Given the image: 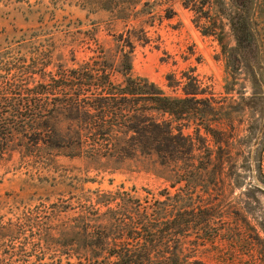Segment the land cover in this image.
Listing matches in <instances>:
<instances>
[{"label":"rangeland","instance_id":"obj_1","mask_svg":"<svg viewBox=\"0 0 264 264\" xmlns=\"http://www.w3.org/2000/svg\"><path fill=\"white\" fill-rule=\"evenodd\" d=\"M85 1L0 0V88L20 78L15 83L18 87L39 92V66H30L36 74L24 82L26 78L17 72H3L9 67L1 63L11 60L1 56L19 53L14 57L25 58V64L17 68L24 70L31 64L32 50L23 40L50 32L56 39L47 45L63 49V59H69V49H78L79 62L99 56L109 67L114 84L124 81L120 55L129 41L133 78L148 81L169 98H184L182 89L191 91L195 80L207 97L213 94L216 101L226 99L230 107L220 111L221 116L216 114L220 121L210 125L214 130H229L231 138L203 145L200 171L193 180L196 203L206 212L210 229L201 236V262L264 264V0L236 6L240 13H249L250 28L257 35L248 61L262 81L261 89L247 84H253L254 76L244 63L234 76L237 83L232 97L225 95L227 74L219 44L215 37L203 36L197 26L216 19L219 13H233L234 3L231 8L225 0L223 6L215 7L211 0L205 8L209 19L199 21L186 8L191 0H131L136 4L134 10H123L127 5L120 4L108 11ZM223 23L224 42L233 47L232 35ZM42 39L49 40V36ZM82 41L88 46L80 47ZM56 59L57 54L51 66ZM53 69L49 67L45 75L55 76ZM28 120L24 108L13 115L7 105L0 104V144L8 145L0 154V264H66L68 250L57 245L74 239L70 224L79 213L80 198L91 192H127L143 202L158 199L164 191L174 193L161 179L165 174L157 158L133 156L124 166L102 161L98 165L101 172H96L97 167L85 161L58 157L51 169L41 170V163L19 151L10 152L23 137L3 130L38 124ZM57 207L64 208L62 215H56Z\"/></svg>","mask_w":264,"mask_h":264},{"label":"trees","instance_id":"obj_2","mask_svg":"<svg viewBox=\"0 0 264 264\" xmlns=\"http://www.w3.org/2000/svg\"><path fill=\"white\" fill-rule=\"evenodd\" d=\"M227 1L231 2V8L235 4L236 11L219 13L216 19L204 25L198 23L197 28L203 36L217 40L227 74L225 95L232 97L237 83L234 76L242 64L245 63L254 76L253 84L247 83L251 89L260 90L262 81L256 78L258 73L248 61L257 36L249 25L250 15L240 13L236 7H244L248 0ZM224 2L214 0L213 6H223ZM210 3L211 0H191L186 8L199 16V21L208 20L209 13L205 8H209ZM120 4L127 5L123 10L136 8L131 0L126 3L91 0L92 6L105 11L111 6L119 8ZM223 22L232 35L233 47L224 42ZM53 35L40 32L23 40L32 50L31 64L24 70L17 68L25 64V58L14 57L19 53L1 56L3 60H11L1 63L9 67L3 72H14L13 75L17 72L26 78L24 82L31 81L29 77L36 74L30 66H39L42 75L37 87L39 92L35 94L24 85L18 87L15 84L20 78L0 88V104L7 105L13 115L22 107L28 121H38L36 126L27 124L19 129L11 125L3 129L11 136L23 137L10 152L19 151L41 163L44 165L41 170L51 169L58 157L85 161L96 166V172H101L98 165L102 161L124 166L133 156L157 158L158 166L165 174L161 179L174 190V193L164 191L158 199L144 202L127 192L96 191L82 196L79 213L70 224L76 237L57 245L68 250L64 254L66 264H71V260L74 264H203L200 241L202 233L207 235L210 229L205 222L206 212L196 203L193 180L200 171L199 154L203 145L231 138L228 137L229 130L221 127L214 130L210 125L220 121L216 114L221 116L219 112L230 107L229 103L226 99L216 101L213 94L207 97L195 80H192L191 91L182 89L184 98H169L148 81L133 78L130 75L133 46L129 41L122 47L120 55L124 81L114 84L109 67L101 57L79 62L76 60L78 49H69V59L65 60L63 49L47 45L56 39ZM48 36L49 40L42 39ZM84 46L88 44L82 41L80 47ZM56 54L57 62L51 66ZM49 67L54 68L55 76L45 75ZM255 94L252 92L251 96ZM33 95L39 97L33 99ZM7 147L0 144V154ZM206 150L209 153V149ZM56 209V215L63 214L64 208Z\"/></svg>","mask_w":264,"mask_h":264}]
</instances>
